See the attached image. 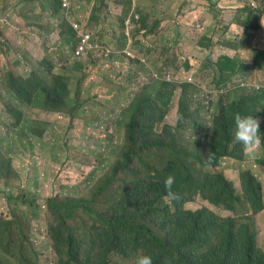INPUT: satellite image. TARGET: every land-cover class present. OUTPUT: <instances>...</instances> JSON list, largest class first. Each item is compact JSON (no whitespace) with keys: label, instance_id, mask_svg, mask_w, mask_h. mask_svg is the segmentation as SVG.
Returning a JSON list of instances; mask_svg holds the SVG:
<instances>
[{"label":"trees","instance_id":"trees-1","mask_svg":"<svg viewBox=\"0 0 264 264\" xmlns=\"http://www.w3.org/2000/svg\"><path fill=\"white\" fill-rule=\"evenodd\" d=\"M96 1L101 2L102 8L104 0ZM51 5L55 14L58 13L60 0H51ZM101 8H95L96 13L89 16V23L82 25L80 33L70 31L68 23L62 19L59 25L62 46L75 49L88 26L94 29V37L102 35L106 39L108 35L99 29ZM128 11L129 7L124 9L122 17L118 15L119 26L124 27ZM236 11L239 13L236 25L247 30L258 29L259 9L249 5ZM148 17L137 3L130 17L132 37L141 31H144L143 37L152 32L153 27L147 24ZM184 22L189 27H173L171 32L176 35V42L174 46L169 43L165 53L166 56L174 53L180 61L172 81L151 79L127 108L121 110L126 116L122 136L125 144L117 150L108 171L85 194L45 198L49 219L47 232L56 264H115L119 260L123 264H135L140 254H150L153 264H264V247L259 244L255 226V214L264 208L261 182L250 170L241 171L243 193L238 194L223 176L224 169L219 172L203 168L216 166L221 160H227L231 166L241 165L242 154L247 153L233 139V117L237 113L264 116V88L246 89L247 95L229 98L226 103L218 102L215 108L219 112L210 118V127L204 125L197 115L199 105L193 107L191 102L196 86L186 79L208 70L213 44L211 37L205 35L203 21L199 30L196 25ZM154 25L158 26V22ZM185 27L189 28L188 32H184ZM225 34L219 36L224 42L222 47L236 49L238 44L232 46ZM115 37V34L111 36L104 46L117 48L120 37ZM253 55L254 63L264 60V50L254 49ZM87 56L85 61L66 60L58 67L45 57L27 76L7 71L4 91H7L8 102L4 109L19 114L18 108H38L62 112L72 120L77 116L78 110L73 103L80 99L81 76L89 74L85 65L95 64L93 55L88 53ZM26 60L28 67L34 62L29 57ZM166 62L167 59L165 66L173 65L171 60ZM132 64L138 65L139 61L134 59ZM214 65L219 73L218 85L244 67L237 59L227 56L218 57ZM59 69L81 76L72 82ZM178 87L177 121L172 125L165 121L168 105L162 101ZM166 88L169 91L165 93ZM0 99L3 100L1 94ZM186 127L194 128L193 136L189 134L188 139L183 135ZM261 144L264 146V142ZM209 153L211 160L207 159ZM250 157L264 166V158ZM7 165L12 168L9 163ZM169 175L174 177L172 190L181 197L178 201L171 200V206L163 203L167 192L164 180ZM3 194L5 200L23 205L35 201L20 192ZM188 202L201 205L190 209L186 207ZM244 203L248 205L245 213L238 214L236 206ZM220 209L229 213L219 214ZM24 232L23 220H5L0 214V264H38L35 248L30 240L23 239Z\"/></svg>","mask_w":264,"mask_h":264},{"label":"rangeland","instance_id":"rangeland-1","mask_svg":"<svg viewBox=\"0 0 264 264\" xmlns=\"http://www.w3.org/2000/svg\"><path fill=\"white\" fill-rule=\"evenodd\" d=\"M257 2L252 7L259 9L258 29L247 30L236 25L235 20L239 16L236 10L244 6L249 7V0H190L188 3L186 0H137L142 12L149 15L147 24L150 28L153 27L150 25L157 21L155 14L159 15L163 23L160 27H153L148 41L143 35L136 37L131 53L144 60L139 61L140 63L154 67L152 59L159 52L161 62L163 59H167V62L170 59L173 63L170 70L177 69L180 61L176 60V55L165 54L169 43L174 46L176 42V35L171 32L173 27L188 26L184 21L192 25L196 21H203L205 35L211 37L213 44V59L216 61L220 56L237 59L238 62L244 63L245 69L235 76L245 77L250 83L264 88V64L258 68L252 65L250 57L244 60L253 55L254 49L264 50V0ZM100 3L96 0H73L75 20L80 26L89 23V16H94L95 8H101ZM119 3L116 0H104L99 12V29L108 35L105 39L107 42L114 34L115 39L120 37L123 30V27L119 28L118 25V15L122 17L124 11ZM50 14V11H43L37 2L31 0H0V94L3 98L0 99V214L5 220H23V239L26 242L30 240L35 248L38 264H56V255L47 232L49 219L45 198L52 195L85 194L108 171L117 150L125 144L122 136L126 116L121 114V110L126 109L141 87L151 81L144 80L142 77L145 75L138 73L137 66L128 63L126 56L116 62L109 60L107 74L101 81L98 79L96 65H87L89 74L86 78L59 69L60 73L72 82L78 76L82 77L80 100H87L82 112L72 120L64 113L38 108H18L19 114L8 113L4 109L5 103L8 102L7 91H4V76L7 71L27 76L33 69L36 70L38 62L45 57H49L57 67L70 59L65 57L69 53L60 49L62 38L58 40L59 25L63 22L61 15L49 18ZM183 30L188 32L189 28L185 27ZM225 32V38L232 46L238 44L236 49L222 47L224 42H221L219 36ZM119 40L124 41L121 38ZM142 53L144 56H141ZM27 57L34 61L30 67ZM209 62L210 66L212 63ZM66 66L68 67V62ZM194 77L202 80L208 89H214L218 80L207 68ZM179 90V87L176 88L170 95L171 98L169 96L162 101L168 105L165 121L172 125L177 121ZM168 91V88L164 90L165 93ZM229 93L233 95L229 91L226 96H229ZM191 96L193 107L196 104L200 107L197 115L208 123L215 111L213 103L218 100V96L212 93L208 105L202 102L208 99L203 92L196 89ZM11 100L15 102V99ZM25 124H28V128H25ZM185 132L189 133L188 130ZM250 156L264 158L263 144L256 147L252 155L242 154L241 160H244L241 165L231 166L227 160H221L219 169L226 170L228 177L232 178L235 184L238 182L240 170H250L258 176L255 175L264 192V166ZM8 163L12 168L8 167ZM195 163L201 166L200 163ZM203 168L214 171L211 165ZM3 192H20L35 201L30 205H23L5 200ZM200 205L197 202H188L186 207L194 209ZM247 206L245 203L236 206L235 211L244 214ZM228 213L223 209L219 210V214ZM255 220L259 244L264 247V209L255 214ZM115 264L123 263L119 260L115 261Z\"/></svg>","mask_w":264,"mask_h":264},{"label":"clouds","instance_id":"clouds-1","mask_svg":"<svg viewBox=\"0 0 264 264\" xmlns=\"http://www.w3.org/2000/svg\"><path fill=\"white\" fill-rule=\"evenodd\" d=\"M31 1L37 2L39 7L43 11H50L51 14H50L49 18L58 17L60 14L61 18L66 20V22L68 23V25L70 27L69 28L70 31H74L76 33H80L82 31V30L80 31V29H82V26H80L79 23L77 22V20H75L76 16L74 14L73 2L71 0H66V2L68 3L67 9L63 7L64 0H60L61 7H60L58 13H56V14L53 11V8L51 5V0H36V1L31 0ZM123 1H125V2H123ZM249 1H250L249 5L251 7L254 6V4L258 3V2H255V0H249ZM189 2H190V0H189ZM126 3H129V5L126 6ZM136 4H137V0H121V2L119 3V6H122L123 9H127V7H129V11H128L127 16L125 17V20H124V24H126V20H128V24H126V26L124 25L123 30L121 31V33L119 35L120 38L124 41L123 42L119 41L117 48H114V46L105 47L104 46L105 38L102 37V35L99 37H94V29H92L90 26H88L87 28H85L82 36L80 37V41L77 44L75 49H74V47H72V49L68 48V47H63L62 42H61L60 49L64 53H69V55H65V57L67 59L70 58L69 59L70 62L75 61V60L84 61L87 59L88 53H91L93 55L92 58L95 62L94 65H96V67H97L98 79L100 81L102 79H104L106 74H107L109 60L112 62H116L119 59L122 60L121 59L122 56L123 57L126 56L125 59L130 64H132V61L134 59L144 62L143 59H141L140 57H137L131 53V48H132V45H134V41L136 40V37L144 34V31H141V33L139 35L132 37L131 36V30L128 31L129 28H131L130 17L133 13V10H134V7ZM252 8H254V7H252ZM13 15H15V12H13ZM155 15H157V17H155V19L157 20L158 26L160 27V24L163 23V20H161V18L159 17L158 14H155ZM154 23H152L151 26L153 25V27H154L155 26ZM200 23L201 22L196 21L193 25H196L197 29L199 30L201 28ZM74 25H76V27H74ZM120 27L121 26H119V28ZM150 35L151 34L146 36L147 41H148V36H150ZM59 39H60V35L58 33V40ZM233 49H235V48L233 47ZM78 50L80 52L79 56L75 55L76 51H78ZM148 54H150V52ZM141 56H144V54L142 53ZM249 57L253 61L254 55L247 56L246 58H244V60L248 59ZM160 59H161V55L159 52H157L155 57L152 59L154 67H148L144 63L139 62V64L136 65L137 66L136 71L138 73L145 75V77H142L144 80L159 79V80L170 81L175 69L171 71L170 68L172 67V65L165 66L164 65L165 59H163V62H161ZM216 61L212 57V60H211L212 64L208 67L207 71L211 72V74H213L214 78L219 79V73L217 72V65H214L216 63ZM238 63H241V62H238ZM241 64L244 65V63H241ZM263 64H264V60H260L258 63L253 62L252 65L258 66V68H259V66L261 67V66H263ZM85 67L87 68V65H85ZM166 67H169V68H166ZM243 69H245V66L243 67ZM239 72H241V71H239ZM239 72H235L229 79H227L225 81V83L218 85L217 84L218 80H217L215 83L216 86L214 89L206 88L204 82H202V80L197 79V78H187L186 80L192 81V84H194L196 86V89L203 92V94H205V96L208 99L203 100L202 102L205 103L206 105H208L209 98L211 97V94L212 93L216 94L218 96V100L213 103V106L215 108V106L218 102L226 103L229 98L232 100V99H237L240 96L247 95L246 89L247 90L261 89L259 85H255L254 83H250L249 80L246 79L245 77L244 78H238L237 76H235ZM229 91L232 92V94H233L232 96L230 95V93H229V96L228 95L226 96V94ZM194 95L195 94H193V96ZM224 98H225V100H224ZM86 101L87 100L81 101L80 99H78L77 102L73 103V106L75 108H77V110H78L75 113L76 115H78L80 112L83 111V109L85 107L84 103H86ZM217 112H219V111L215 108V111H213V114L210 118H213L215 113H217ZM263 119H264V116L262 114H258L257 116H254V115H242V114L237 113L233 117V126H232V130H231L233 139L242 145L243 149L246 151V153L248 155H252L254 153L255 148L257 146H259L262 142H264V127H262L264 124ZM204 125H206L207 127H210V121L208 123L204 122ZM185 130L189 131V133H186L185 131L183 132V135L185 136L186 139H188L189 134H192V136H193V134H194V128L193 127H186ZM177 132H178V134L180 133L179 131H177ZM207 159L211 160V154L210 153L208 154ZM219 162L220 161L217 162L216 166H213L214 171H219V172L221 171V169H219ZM241 171H248V170L242 169L238 172L237 184H235V182L232 178L228 177L226 170H224V174H223L225 179H227L228 181L231 182L233 188L235 189L236 193H238V194L243 193V190L241 189V183H240V172ZM173 183H174V177L172 175L167 176L164 180V186L167 189V192H166V195L163 197V203L168 204L170 206L172 204L171 200L178 201L181 199L180 195L172 190ZM135 264H153V257L150 254H140L135 258Z\"/></svg>","mask_w":264,"mask_h":264},{"label":"built area","instance_id":"built-area-1","mask_svg":"<svg viewBox=\"0 0 264 264\" xmlns=\"http://www.w3.org/2000/svg\"><path fill=\"white\" fill-rule=\"evenodd\" d=\"M63 7L64 8H68V3L66 2V0H64V2H63ZM74 27H76V25H74ZM81 49V48H80ZM75 55H77V56H79L80 55V52H79V50L78 51H76V53H75Z\"/></svg>","mask_w":264,"mask_h":264}]
</instances>
